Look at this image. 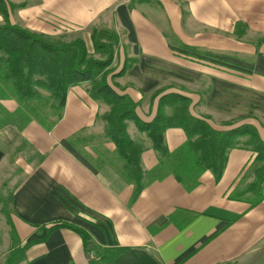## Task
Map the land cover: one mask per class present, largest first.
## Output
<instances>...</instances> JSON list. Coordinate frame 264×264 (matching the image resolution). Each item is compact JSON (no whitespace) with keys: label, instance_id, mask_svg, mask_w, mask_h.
<instances>
[{"label":"crops","instance_id":"crops-1","mask_svg":"<svg viewBox=\"0 0 264 264\" xmlns=\"http://www.w3.org/2000/svg\"><path fill=\"white\" fill-rule=\"evenodd\" d=\"M8 1L25 3L12 11L11 21L32 31H116L120 47L113 74L125 62L131 66L108 81L138 103L142 121L151 122L160 98L175 93L191 98L193 115L215 129L251 124L264 140V0ZM87 86L68 92L62 118L51 130L37 121L23 129L0 125V177L9 176L13 187L3 243L0 231V264L34 238L39 240L17 264H104L102 251L112 247L127 248L113 264H264V200L251 207L252 196L245 193L256 153L230 150L220 180L206 171L190 191L174 175L146 180L130 204L133 185L100 118L108 107L93 100ZM0 105L10 113L18 108L14 99ZM128 133L145 145L146 176L160 157L133 121ZM186 139L181 128L165 132L171 152ZM1 144H24L25 150L7 164ZM2 213L0 208V218ZM58 222L86 231L91 250L69 228L44 238Z\"/></svg>","mask_w":264,"mask_h":264},{"label":"trees","instance_id":"trees-1","mask_svg":"<svg viewBox=\"0 0 264 264\" xmlns=\"http://www.w3.org/2000/svg\"><path fill=\"white\" fill-rule=\"evenodd\" d=\"M24 6L25 3L0 0V101L14 99L18 103L14 113L0 105V113L3 114L0 125L23 129L30 122L37 121L51 130L62 118L68 92L77 85L87 83L91 98L108 107L100 118L105 124V136L114 143L123 162L122 174L133 185L130 204L139 198L146 180L152 182L174 175L187 191L200 184V176L206 171L219 181L229 151L242 147L256 153L253 180L245 193L252 196L251 207L264 200V140L254 125L243 124L231 130H217L205 119L193 115L191 98L175 93L160 98L157 115L151 122L142 121L136 112L138 103L129 95L118 93L108 81L119 56L120 36L116 31L93 27L91 52L83 38L67 39L65 34L52 36L13 23L12 11ZM130 66L125 62L121 71L113 77L125 74ZM161 93L156 92L155 97ZM52 117L57 119L53 121ZM129 121H133L138 131L148 136L152 148L160 157L159 164L146 176L141 166L145 145L130 137ZM170 128L183 129L187 137L186 142L174 152L169 151L165 143V132ZM231 197L240 198L236 194ZM64 227L76 231L85 248L91 250V236L67 223L50 225L44 238L51 231ZM37 240L34 238L26 242L18 250L17 259L8 260L7 264H17L27 247ZM126 250L125 247L104 249V264H113Z\"/></svg>","mask_w":264,"mask_h":264},{"label":"rangeland","instance_id":"rangeland-1","mask_svg":"<svg viewBox=\"0 0 264 264\" xmlns=\"http://www.w3.org/2000/svg\"><path fill=\"white\" fill-rule=\"evenodd\" d=\"M0 21H2V18L1 17H0ZM91 29L92 28H90L88 31H84V30H81V31H79V30L72 31L71 30L70 31V30H68V31L62 32L60 35H64V34L67 35V39H74V38H78V37L83 38L86 41V43H87L90 51L93 52L92 42H91ZM94 57H97V55H94ZM118 60H119V57L114 62V66L115 67H116V62H118ZM127 64H129V63H127ZM121 69L117 73H119L121 71ZM114 72H116V68H115V71ZM117 73H115V74H117ZM115 74H113V75H115ZM23 145L24 144L19 145L20 147L18 145H14L12 147H4L1 144L2 149L7 154V164H8V162H9V164L16 162V159L18 158V156L16 154L20 150L24 149V146ZM4 172H5V174H7L8 172L10 173V171H7V170L6 171L4 170ZM11 183L12 182L9 180V176L7 177V175H1V177H0V208L2 209V212L4 213V214L2 213L3 215L0 218L1 219V222H0V231L2 232V234H1V237H2L1 243H3V237H4V239L6 238L5 237V232L3 231L2 227L5 226V220L11 216V213H10V209H11V207H10V202H11L10 201V198H11V192H12V189H13ZM19 249L20 248L16 249L14 255H12L11 257H9L8 260L11 261V259H13V258L14 259H17V255H19V252H18ZM8 260H7L6 264L8 263Z\"/></svg>","mask_w":264,"mask_h":264}]
</instances>
